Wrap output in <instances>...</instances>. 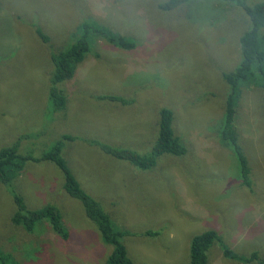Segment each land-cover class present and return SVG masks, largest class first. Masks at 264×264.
Masks as SVG:
<instances>
[{
  "label": "rangeland",
  "instance_id": "obj_1",
  "mask_svg": "<svg viewBox=\"0 0 264 264\" xmlns=\"http://www.w3.org/2000/svg\"><path fill=\"white\" fill-rule=\"evenodd\" d=\"M165 1L0 0V148L21 138L17 154L37 159L62 135L73 136L62 149L68 169L110 214L116 230L130 233L120 241L135 264H189L192 237L207 230L238 257L255 252L262 260L264 102L255 80L239 86L234 122L250 187L221 140L233 87L222 72L240 64V38L249 19L223 0H191L164 13L159 4ZM85 21L136 47L124 50L91 34L89 52L60 85L65 109L51 111V54L67 47ZM258 35L264 48V27ZM162 108L173 112L174 134L186 149L181 157L164 155L156 168L139 170L88 142L145 153L157 138ZM32 158L21 161L7 185L0 182L3 263L14 258L17 264H105L112 247L63 189L62 171ZM17 195L30 210L56 207L68 239L62 241L42 220L30 241L18 240L10 222ZM206 255L207 264H259L226 258L217 241Z\"/></svg>",
  "mask_w": 264,
  "mask_h": 264
},
{
  "label": "trees",
  "instance_id": "obj_2",
  "mask_svg": "<svg viewBox=\"0 0 264 264\" xmlns=\"http://www.w3.org/2000/svg\"><path fill=\"white\" fill-rule=\"evenodd\" d=\"M191 0H166L159 4V9L164 13L170 12L176 7L186 4ZM240 7L249 19L250 27L243 33L240 38L241 44V61L231 73L222 72V76L233 86L231 93H228L225 102L224 120L221 127V140L225 145L231 148V151L237 157L240 176L245 186L250 187L249 184V168L247 160L244 157L241 147L237 143V136L234 130V122L236 118L235 102L236 95L239 92V86H244L246 81L255 80L256 84L260 85L262 91V101L264 102V48L261 45V37L258 35V30L264 27V1L253 5L246 3V0H223ZM108 33V34H107ZM36 34L40 39L46 43L48 38L44 36L39 30ZM100 35L103 37L111 36L110 32L100 28L97 25L82 22L77 33H73L72 42L63 49L51 54L52 70L50 73L48 89V101L51 111L57 112L64 110L66 107V95L60 88V85L72 79L75 73L76 66L84 59L85 54L89 52V36ZM111 43L124 50H132L136 47V43L129 41L122 37H117L112 34V37H106ZM245 82V83H244ZM244 83V84H243ZM113 101H118L117 97H103ZM173 112L168 108H162L159 112L158 135L150 149L145 153H139L135 149L109 146L98 140H89V144L96 146L103 153L113 157L114 159L128 162L139 170H151L156 168L157 161L164 155H172L181 157L186 153L185 147L175 136L173 125ZM18 138L13 144L0 148V182L7 185L10 181L11 173L19 171L21 168V161L31 159L32 157H21L17 154L20 143ZM74 140V137L68 134L62 135L52 147L43 152L36 162H50L59 168L64 177L63 189L73 199H76L83 206L86 217L96 225L97 230L101 236L102 242L112 247L111 252L105 260V264H135L128 256L126 247L120 241L123 234H130L129 232H118L113 224L110 214L106 212L92 197L81 189L78 182L74 178L72 172L68 169L65 158L62 154V149L65 142ZM17 206L16 211L10 218L11 224L18 228V240L30 241L33 237V230L37 223L42 220H47L51 229L58 234L62 241H66L69 234L66 228L61 223V214L59 210L47 205L40 210L27 209L22 198L14 196ZM21 230V232H20ZM148 236H153L156 233L147 231ZM217 241L221 244L223 255L232 260H240L242 262L258 261L259 264H264V259L258 260L256 253L250 256H240L232 252L227 246L222 244V240L214 230H207L192 237L189 244V264H207L206 252L210 245ZM0 246H4L1 245ZM0 247V264H4L5 256ZM12 255V254H11ZM9 258V256H8ZM13 258V256H12ZM13 258L7 264H17Z\"/></svg>",
  "mask_w": 264,
  "mask_h": 264
}]
</instances>
